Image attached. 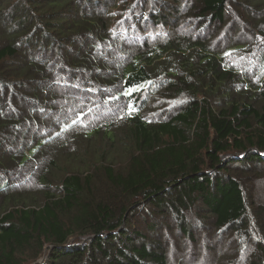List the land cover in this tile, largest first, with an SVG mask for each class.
Returning <instances> with one entry per match:
<instances>
[{
	"label": "trees",
	"instance_id": "obj_1",
	"mask_svg": "<svg viewBox=\"0 0 264 264\" xmlns=\"http://www.w3.org/2000/svg\"><path fill=\"white\" fill-rule=\"evenodd\" d=\"M172 219L264 264V0H0V264H183Z\"/></svg>",
	"mask_w": 264,
	"mask_h": 264
},
{
	"label": "rangeland",
	"instance_id": "obj_2",
	"mask_svg": "<svg viewBox=\"0 0 264 264\" xmlns=\"http://www.w3.org/2000/svg\"><path fill=\"white\" fill-rule=\"evenodd\" d=\"M235 11H239L240 12V17L245 21V23L247 22V18L248 16L246 15V10L241 8V6H238L236 7ZM246 26V24H244V27ZM222 33V31H221ZM246 31H245V28H241L236 35H239V34H245ZM232 34H228V36H230ZM221 37H227V34H224L222 33ZM81 50L84 49V46H80ZM52 52V51H51ZM53 54V53H52ZM107 112L105 113H102V114H105L106 115ZM172 227H173V231L172 232H169V236L167 234V232L164 231V229L161 232L162 233H165L164 235V239L165 241L168 240H172L174 241V245L176 247V250H174V253L178 250H180L179 246L178 245H182L183 247H185V255H186V262H184L183 264H223V263H226L224 260H225V257L230 256V251L234 248V246H237V245H234L233 241L231 242L230 241V238H227V241L224 240L223 242H220L219 239H215L212 234H209L207 233L206 231H203V230H197V238L200 240V243L202 242V246L199 250V254L197 257H194V251L191 250V246L189 245V241L188 239L185 237V236H180L178 234V223L175 219H172V226H171V230H172ZM171 234H175L174 236L172 235V238H171ZM204 235L206 236V238L208 239L209 243V247L210 249L213 248V245L218 244V246L220 247L219 249H221L222 251V254H216V252L214 250H207L206 251V262L203 263V262H200L199 260L201 259V254H202V251H203V245H206L205 244V238H204ZM213 239V242L210 243ZM195 246V245H193ZM207 246V245H206ZM190 255V256H189ZM189 256V257H188ZM224 258V259H223Z\"/></svg>",
	"mask_w": 264,
	"mask_h": 264
},
{
	"label": "snow or ice",
	"instance_id": "obj_3",
	"mask_svg": "<svg viewBox=\"0 0 264 264\" xmlns=\"http://www.w3.org/2000/svg\"><path fill=\"white\" fill-rule=\"evenodd\" d=\"M226 55H228V53H226ZM150 83V82H149ZM132 111H134L135 109H131Z\"/></svg>",
	"mask_w": 264,
	"mask_h": 264
}]
</instances>
